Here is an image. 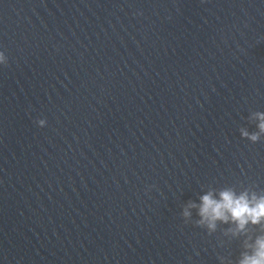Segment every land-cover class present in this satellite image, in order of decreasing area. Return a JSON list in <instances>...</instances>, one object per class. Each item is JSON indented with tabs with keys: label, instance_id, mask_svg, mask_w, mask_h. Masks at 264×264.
Wrapping results in <instances>:
<instances>
[{
	"label": "water",
	"instance_id": "obj_1",
	"mask_svg": "<svg viewBox=\"0 0 264 264\" xmlns=\"http://www.w3.org/2000/svg\"><path fill=\"white\" fill-rule=\"evenodd\" d=\"M0 51V264H238L264 237L191 206L264 196V0H0Z\"/></svg>",
	"mask_w": 264,
	"mask_h": 264
},
{
	"label": "clouds",
	"instance_id": "obj_2",
	"mask_svg": "<svg viewBox=\"0 0 264 264\" xmlns=\"http://www.w3.org/2000/svg\"><path fill=\"white\" fill-rule=\"evenodd\" d=\"M7 63V57L0 51V64ZM259 123L257 127L264 132V113L256 114ZM39 125L46 127L47 122L40 120ZM242 136L251 139L253 142L258 140V135L249 134L242 131ZM198 207V214L201 222L213 230L216 223H233L236 228L243 231L248 224L257 225L264 223V196H257L255 193L236 192L226 189L214 195L208 192L200 197L199 205H191ZM189 215L187 211L184 213ZM238 264H264V237H257L254 241L251 253H244Z\"/></svg>",
	"mask_w": 264,
	"mask_h": 264
}]
</instances>
